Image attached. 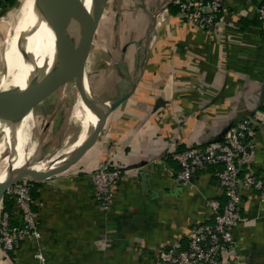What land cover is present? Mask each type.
Masks as SVG:
<instances>
[{
  "label": "crops",
  "instance_id": "obj_1",
  "mask_svg": "<svg viewBox=\"0 0 264 264\" xmlns=\"http://www.w3.org/2000/svg\"><path fill=\"white\" fill-rule=\"evenodd\" d=\"M173 2L109 7L110 17L117 14L107 25L117 36L112 66L95 71L91 82L108 105L127 98L76 163L35 182L41 238L14 251L0 243V264H160L163 249L185 247L192 226L211 220L208 200L225 202L215 169L178 183L173 153L222 139L249 116L257 125L247 166L264 180L263 0H225L229 13L212 32L172 13ZM107 163L123 173L112 205L103 207L91 174ZM242 200L236 247L223 262L264 264V202L247 190Z\"/></svg>",
  "mask_w": 264,
  "mask_h": 264
},
{
  "label": "built area",
  "instance_id": "obj_2",
  "mask_svg": "<svg viewBox=\"0 0 264 264\" xmlns=\"http://www.w3.org/2000/svg\"><path fill=\"white\" fill-rule=\"evenodd\" d=\"M1 1V0H0ZM253 1V0H251ZM179 15L194 27L212 32L229 13L225 0H174ZM264 31V0L259 8ZM257 122L249 116L230 128L220 141L192 146L176 151L172 160L178 165L174 176L178 183L188 184L199 172L215 169L225 202L208 200L211 220L192 226L185 247H170L160 252V264H224V256L236 247L235 229L241 221L243 191H257L264 202V180L248 168ZM123 170L113 164H103L91 174L95 200L109 207L114 199V186ZM33 182H19L7 194L15 202V217L19 225L11 226L5 214L0 226V243L6 251H14L28 239H40V214L34 209ZM42 258L41 254L37 255Z\"/></svg>",
  "mask_w": 264,
  "mask_h": 264
},
{
  "label": "bare ground",
  "instance_id": "obj_3",
  "mask_svg": "<svg viewBox=\"0 0 264 264\" xmlns=\"http://www.w3.org/2000/svg\"><path fill=\"white\" fill-rule=\"evenodd\" d=\"M69 1L75 9L80 11L84 4L89 10H93L95 2V0ZM46 7L50 11V23L45 17ZM10 27L8 38L4 43L6 58L4 78L6 83L4 81L1 83L0 95L15 87L25 88L30 77L36 71L44 69V64L49 69L54 65L55 44L62 37L64 30H67L71 36L80 34V30L73 23V17L60 9L59 0H22L17 11V18ZM91 52L92 50L82 62L66 71L67 77L74 76L80 80L76 86V102L71 115V118L77 120L81 127L78 138L74 143L54 152L52 157L43 159L46 164L38 171L34 169L35 172H45L72 160L77 151L86 144L87 139L93 134L98 119L108 110V104L96 97L89 85ZM64 85H60L59 88H63ZM32 103L28 110L22 114L17 124L0 120V131L7 128L15 145L14 159L0 170V183L11 172L26 164L31 168L33 163L39 161L36 160V157L40 152V138L35 134V126L30 113V109L33 107ZM21 127L26 135L25 146ZM1 206L2 201H0V209Z\"/></svg>",
  "mask_w": 264,
  "mask_h": 264
},
{
  "label": "water",
  "instance_id": "obj_4",
  "mask_svg": "<svg viewBox=\"0 0 264 264\" xmlns=\"http://www.w3.org/2000/svg\"><path fill=\"white\" fill-rule=\"evenodd\" d=\"M108 2L109 0H95L93 10H89L84 4L83 9L80 11L75 9L69 0H59L60 9L73 17V23L80 30V34L71 36L67 30H64L62 37L55 44L56 59L54 65L49 69L44 64V69L36 71L30 77L25 88L15 87L0 95V120L10 124H17L22 114L28 110L31 102H33V107L35 108L40 102L50 96L55 89H58L60 85L66 84L67 81H74L77 86L80 81L79 78L74 76L67 77L66 71L82 62L92 49L97 29ZM45 11L46 20L50 23V11H48L47 7ZM126 98L127 96L108 105V110L98 119V124L94 128L93 134L89 137L86 144L77 151V155L73 160L65 165H60L41 173L35 172L28 164L11 172L0 183V201L3 202L6 193L16 183L45 181L76 163L98 139L109 113L116 109ZM228 131L229 129L226 133Z\"/></svg>",
  "mask_w": 264,
  "mask_h": 264
},
{
  "label": "rangeland",
  "instance_id": "obj_5",
  "mask_svg": "<svg viewBox=\"0 0 264 264\" xmlns=\"http://www.w3.org/2000/svg\"><path fill=\"white\" fill-rule=\"evenodd\" d=\"M19 2L20 0H18L13 8L5 6L0 11V85L3 81L6 83V79L4 78L6 68L4 43L8 38L11 29L10 26L17 18V11L21 5ZM117 3L118 0H109L106 6V15L96 33L91 49L88 81L93 93L92 75L97 70L99 71L112 66V61L109 58L110 47L114 43V40L117 39V36L112 35L113 32L107 30V25L108 22L112 24L113 21L115 22L117 20V14L116 16H109L111 14L109 7L112 6L113 8ZM75 102L76 84L75 82L67 81L63 88L55 89L44 102L30 109L35 126V134L40 138V152L36 157V160L39 161L33 163L31 168L36 171L40 170L46 164L43 159L52 157L54 152L60 151L61 148L77 140L81 127L77 120L71 118ZM21 134L25 146L26 135L22 127ZM14 156L15 145L11 139L10 131L4 128L0 131V170L4 165L12 161ZM0 210L1 226L5 217L3 213V202Z\"/></svg>",
  "mask_w": 264,
  "mask_h": 264
},
{
  "label": "trees",
  "instance_id": "obj_6",
  "mask_svg": "<svg viewBox=\"0 0 264 264\" xmlns=\"http://www.w3.org/2000/svg\"><path fill=\"white\" fill-rule=\"evenodd\" d=\"M22 0H20L19 3H21ZM18 2V0H1L0 1V10H2L3 7L7 6V7H15V4ZM169 10L172 13H176L179 14V6L175 3H171L169 5ZM74 82V81H72ZM183 149V148H182ZM213 169V168H211ZM210 170V169H209ZM37 184L33 183V190H32V197L36 200V194H35V186ZM34 209L36 211H38L37 209V205L34 207ZM3 213L7 214L9 217V223L11 226L14 225H19L18 219L17 217H15V202L14 199L6 193V195L4 196L3 199Z\"/></svg>",
  "mask_w": 264,
  "mask_h": 264
}]
</instances>
